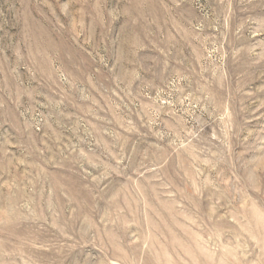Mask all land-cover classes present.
Here are the masks:
<instances>
[{"label":"rangeland","instance_id":"obj_1","mask_svg":"<svg viewBox=\"0 0 264 264\" xmlns=\"http://www.w3.org/2000/svg\"><path fill=\"white\" fill-rule=\"evenodd\" d=\"M0 264H264V0H0Z\"/></svg>","mask_w":264,"mask_h":264}]
</instances>
